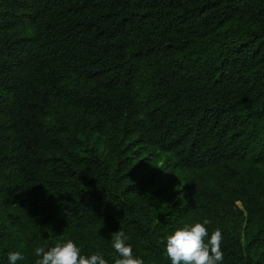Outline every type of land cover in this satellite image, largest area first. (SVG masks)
I'll return each mask as SVG.
<instances>
[{
    "label": "trees",
    "instance_id": "trees-1",
    "mask_svg": "<svg viewBox=\"0 0 264 264\" xmlns=\"http://www.w3.org/2000/svg\"><path fill=\"white\" fill-rule=\"evenodd\" d=\"M229 216L221 264H264V0H0V264L68 239L114 264L116 231L171 264Z\"/></svg>",
    "mask_w": 264,
    "mask_h": 264
},
{
    "label": "clouds",
    "instance_id": "clouds-1",
    "mask_svg": "<svg viewBox=\"0 0 264 264\" xmlns=\"http://www.w3.org/2000/svg\"><path fill=\"white\" fill-rule=\"evenodd\" d=\"M210 223V220L204 219L203 223L185 224L167 237L165 249L171 264H221L224 256L221 248L222 230L216 228L209 236L205 226ZM127 240L124 231L113 233V248L118 253L114 264H144L142 258L133 255L132 245ZM35 254L40 257L36 264H108L100 253L83 255L72 239L58 241L47 248L36 247ZM23 259L19 251L8 254L9 264H17Z\"/></svg>",
    "mask_w": 264,
    "mask_h": 264
},
{
    "label": "rangeland",
    "instance_id": "rangeland-1",
    "mask_svg": "<svg viewBox=\"0 0 264 264\" xmlns=\"http://www.w3.org/2000/svg\"><path fill=\"white\" fill-rule=\"evenodd\" d=\"M102 156L103 158H106V153L105 151L101 148ZM141 159V162L143 164H146L148 166V169L151 170L154 165H159L160 161L157 159L155 164L153 163V159H156V157L153 155L152 151H144V153L139 157ZM107 161H109V158H106ZM192 175L191 174H181L178 178V182L173 184V185H167L165 186L163 190V194L161 195V201L165 205L170 206L173 203L176 202H181V200L184 197V189L183 187L187 182H190L193 186H197V180L194 179L192 180ZM194 178V177H193ZM239 209H242L239 204H237ZM215 223L218 225L219 228L221 229H229L231 227H234L239 221L235 220L233 217H217L214 218ZM245 227V223L242 222L240 224V228L243 229ZM43 230V229H42ZM248 230H246L247 232ZM46 232V230H45ZM241 235H243V231L241 230ZM245 234V233H244Z\"/></svg>",
    "mask_w": 264,
    "mask_h": 264
}]
</instances>
